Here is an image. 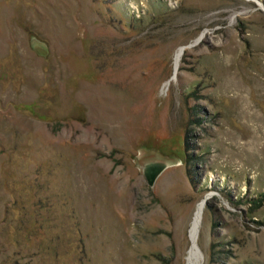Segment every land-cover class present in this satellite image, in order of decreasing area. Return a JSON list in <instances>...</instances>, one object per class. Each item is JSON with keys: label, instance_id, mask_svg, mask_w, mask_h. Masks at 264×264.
Here are the masks:
<instances>
[{"label": "rangeland", "instance_id": "1", "mask_svg": "<svg viewBox=\"0 0 264 264\" xmlns=\"http://www.w3.org/2000/svg\"><path fill=\"white\" fill-rule=\"evenodd\" d=\"M0 264H264V0H0Z\"/></svg>", "mask_w": 264, "mask_h": 264}, {"label": "bare ground", "instance_id": "2", "mask_svg": "<svg viewBox=\"0 0 264 264\" xmlns=\"http://www.w3.org/2000/svg\"><path fill=\"white\" fill-rule=\"evenodd\" d=\"M201 218H202V211H199L198 213H197V215H196V218H195V220H194V222H193V224H192V227H191V230H190V232H191V237H192V239H193V248H192V250H193V252H194V254H196V252H195V240H196V238H197V235H198V232H199V227H200V223H201Z\"/></svg>", "mask_w": 264, "mask_h": 264}, {"label": "water", "instance_id": "3", "mask_svg": "<svg viewBox=\"0 0 264 264\" xmlns=\"http://www.w3.org/2000/svg\"><path fill=\"white\" fill-rule=\"evenodd\" d=\"M192 43H189V45ZM32 47L33 49L39 53V54H46L48 49L46 48V46H44L42 43L40 42H33L32 43Z\"/></svg>", "mask_w": 264, "mask_h": 264}, {"label": "trees", "instance_id": "4", "mask_svg": "<svg viewBox=\"0 0 264 264\" xmlns=\"http://www.w3.org/2000/svg\"><path fill=\"white\" fill-rule=\"evenodd\" d=\"M185 148H186V141H185ZM187 153V156H188V152H186Z\"/></svg>", "mask_w": 264, "mask_h": 264}]
</instances>
